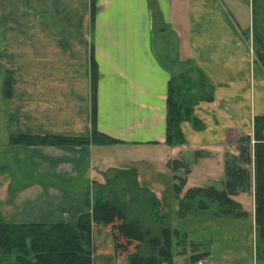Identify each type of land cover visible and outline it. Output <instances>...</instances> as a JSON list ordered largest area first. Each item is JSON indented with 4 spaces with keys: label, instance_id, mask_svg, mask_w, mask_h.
Here are the masks:
<instances>
[{
    "label": "crops",
    "instance_id": "1",
    "mask_svg": "<svg viewBox=\"0 0 264 264\" xmlns=\"http://www.w3.org/2000/svg\"><path fill=\"white\" fill-rule=\"evenodd\" d=\"M91 1L0 0L1 84L6 72L12 76L11 96L1 101L7 137L91 133L93 49L99 70L97 128L120 140L13 148L21 156L9 172L19 189L15 222L75 220L86 202L112 196L105 187L116 173H125L121 166L130 167L139 147L174 150L180 158L192 149L202 156L238 154L239 139L253 136V118L264 114V67L254 51L252 0H95L93 22ZM188 64L209 80L212 98L192 104L202 127L183 121L185 142L168 146V83ZM121 147L130 149L120 155ZM95 227L101 225H93L92 240ZM193 249L180 248L177 262L196 264L193 256L205 252L203 264L210 261L209 251H198V244ZM254 249L247 257L251 264L259 259Z\"/></svg>",
    "mask_w": 264,
    "mask_h": 264
},
{
    "label": "trees",
    "instance_id": "2",
    "mask_svg": "<svg viewBox=\"0 0 264 264\" xmlns=\"http://www.w3.org/2000/svg\"><path fill=\"white\" fill-rule=\"evenodd\" d=\"M263 9L264 0H252L253 43L255 50L260 51L259 54L256 52V58L264 67ZM95 10V0H92V22ZM184 73L182 72L177 77L172 75L168 83L165 140L168 146L185 142L181 129L183 121L192 122L196 128L202 127L201 122L193 113L192 104L196 100L212 98L211 84L201 72H197L198 80ZM98 77L99 70L92 49V130L89 135L10 133L9 144L82 146L119 143L120 140L100 132L97 128ZM11 91L12 76L8 71L2 80L3 96L10 98ZM244 140H246L245 143ZM238 150V154L227 153L225 156V176L222 189L211 185L196 186L188 188L182 196L181 192L186 179L175 173L174 179L177 182L173 185L174 195L178 199L181 212L190 207L194 199H200L201 208L207 207L206 200L215 201L219 211L240 217L245 211L242 210L241 203L234 196L242 190L251 188L253 182L256 232L259 240L264 242V114L254 116L253 136L245 135L240 138ZM182 161L175 159L172 165L169 164L170 162L167 165L172 166L175 171L177 163L184 167L188 164H183ZM250 165H253V168ZM189 171L187 165L186 173L188 174ZM147 203L153 216L158 217V202L151 199ZM137 205L133 198L126 200L113 195L97 199L92 205L86 202V210L70 222L9 223L0 219V254L8 255L13 252L22 264H93L92 227L95 224L110 227L114 255L117 260L126 259L116 264H173V236L177 235L179 238L181 234L170 227L157 230L150 228L143 222L141 215L135 211ZM182 236L185 238L186 234ZM206 256V252L200 253L193 256V259L198 261Z\"/></svg>",
    "mask_w": 264,
    "mask_h": 264
},
{
    "label": "rangeland",
    "instance_id": "3",
    "mask_svg": "<svg viewBox=\"0 0 264 264\" xmlns=\"http://www.w3.org/2000/svg\"><path fill=\"white\" fill-rule=\"evenodd\" d=\"M245 8L244 4L243 9L245 10ZM262 11L264 12V9ZM169 36L172 35L169 34ZM169 36L163 34V38ZM190 66L188 64L184 67V75L188 74L192 79L198 80V73L192 66L189 69ZM1 79L0 77V81ZM2 97L4 96L0 90V219L9 223H18L11 219L16 218L18 212L16 196L19 189L15 186L16 180L12 179L9 172L17 162L16 160L21 158L18 151L14 150L16 146L20 145H10L6 128L3 130L2 125L6 124L7 111L5 105L2 106ZM236 148L238 150V145ZM128 149L130 148H118L120 155H123ZM200 153L196 149H192L180 158L179 153L174 150L168 153L160 147H139L135 158L130 162V167L121 166L125 173L122 171L116 173L115 179L110 180L105 187L106 191L108 194L110 192L112 196L126 200L135 199L138 204L135 211L141 215L143 222L150 228L157 230L170 227L179 231L181 234L178 236L179 238L177 235L173 236L172 253L176 260L175 264H179L177 261L180 256V248L192 253L195 244L199 246L198 251H209L210 261L204 260L205 264H213V262L215 264H243V260L246 262L245 264H251L254 260L247 259V257L252 256V247L255 248V257L259 258L258 262L255 261L254 264H264V242L259 240L253 224V182L251 188L242 190L237 196H234L241 203L242 210L245 211L240 217L219 211L215 201L206 200L207 207L201 208L200 199H194L184 212L179 210L178 199L175 197L173 189L174 183L177 182L174 179L175 173L186 179L181 192L182 196L191 187L210 185L218 189L223 187L226 153L219 155L211 153L205 156ZM165 157L172 159L169 163L171 165L175 159L183 160V164L187 162L189 173H186V166L184 167L180 163L176 164L177 170L174 171L172 166H168V169L167 165L163 163ZM250 167L253 168V165ZM5 184L8 187L5 188ZM151 199L158 202V217L153 216L147 203ZM93 232L95 264H116V262L126 261L125 258L117 260L113 247L111 252L107 251L108 245L110 243L113 245L111 229L110 232H106L104 226L101 225V227H95ZM183 234H186L185 238H183ZM187 260H189V256ZM0 263L22 264L16 259L13 252L8 255L1 253ZM185 264H191V262Z\"/></svg>",
    "mask_w": 264,
    "mask_h": 264
},
{
    "label": "built area",
    "instance_id": "4",
    "mask_svg": "<svg viewBox=\"0 0 264 264\" xmlns=\"http://www.w3.org/2000/svg\"><path fill=\"white\" fill-rule=\"evenodd\" d=\"M197 264H203V261L200 260V261L197 262Z\"/></svg>",
    "mask_w": 264,
    "mask_h": 264
},
{
    "label": "water",
    "instance_id": "5",
    "mask_svg": "<svg viewBox=\"0 0 264 264\" xmlns=\"http://www.w3.org/2000/svg\"><path fill=\"white\" fill-rule=\"evenodd\" d=\"M256 52L259 54L260 53V51L258 50V49H256Z\"/></svg>",
    "mask_w": 264,
    "mask_h": 264
}]
</instances>
